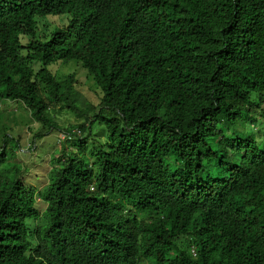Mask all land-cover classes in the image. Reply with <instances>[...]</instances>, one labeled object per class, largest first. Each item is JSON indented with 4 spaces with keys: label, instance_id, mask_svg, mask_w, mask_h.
Returning <instances> with one entry per match:
<instances>
[{
    "label": "trees",
    "instance_id": "16d2710c",
    "mask_svg": "<svg viewBox=\"0 0 264 264\" xmlns=\"http://www.w3.org/2000/svg\"><path fill=\"white\" fill-rule=\"evenodd\" d=\"M2 100L79 122L41 190L1 131L0 264H264V0H0Z\"/></svg>",
    "mask_w": 264,
    "mask_h": 264
},
{
    "label": "rangeland",
    "instance_id": "374dc122",
    "mask_svg": "<svg viewBox=\"0 0 264 264\" xmlns=\"http://www.w3.org/2000/svg\"><path fill=\"white\" fill-rule=\"evenodd\" d=\"M54 20L59 21L60 28L67 26L69 22L67 16L49 17L46 19L39 18L37 33L42 36L43 40L48 39L49 32L55 27L52 24ZM47 23L50 24L49 32L43 29V25ZM74 63L75 62H70L62 66L57 65L52 67V70L54 72L57 71V78L62 85L69 74H75L77 80L76 86L80 94L89 103L98 105V90L90 80L86 79L84 70ZM0 115V138L2 135L1 131L6 130L7 136L19 142L20 152L16 153L12 163L19 164L20 167H22V178L27 187H33L37 190L43 189L48 183L50 170L53 167L51 159L56 155H60L61 142H64L62 137L65 135L63 131L76 125L79 121H76L77 119L75 120L67 111H63L59 113L57 118L60 129L48 132L30 119L28 111H26L20 103L8 102L5 100L0 101ZM262 123H264V120ZM74 133L78 135V131ZM37 134L41 135L38 139L35 138ZM82 137V143L87 147L85 151L86 154L96 148L97 145L99 148L100 145L104 144L107 140L104 128L98 124L93 125L91 137L87 134ZM94 142H96L97 145ZM66 145L71 148L72 152H76L77 148L75 146L79 147L80 142L78 138H73L71 141L67 142ZM85 157L88 156L86 155ZM2 168H4V165H2ZM40 210H44V207L41 205Z\"/></svg>",
    "mask_w": 264,
    "mask_h": 264
},
{
    "label": "built area",
    "instance_id": "2783aa9c",
    "mask_svg": "<svg viewBox=\"0 0 264 264\" xmlns=\"http://www.w3.org/2000/svg\"><path fill=\"white\" fill-rule=\"evenodd\" d=\"M78 134H79V132H78ZM66 138H67V136L64 135V136L62 137V140H65Z\"/></svg>",
    "mask_w": 264,
    "mask_h": 264
},
{
    "label": "clouds",
    "instance_id": "9594fccd",
    "mask_svg": "<svg viewBox=\"0 0 264 264\" xmlns=\"http://www.w3.org/2000/svg\"><path fill=\"white\" fill-rule=\"evenodd\" d=\"M63 132H64V131H63ZM65 135H66V134H65ZM66 136H67V135H66ZM66 139H70V137H68V136H67V138H66ZM66 139H65V140H66Z\"/></svg>",
    "mask_w": 264,
    "mask_h": 264
}]
</instances>
